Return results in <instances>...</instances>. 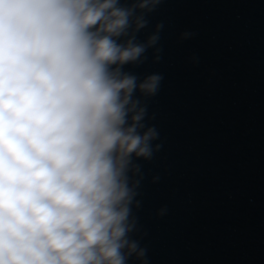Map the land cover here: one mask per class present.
Returning a JSON list of instances; mask_svg holds the SVG:
<instances>
[{"label": "clouds", "instance_id": "obj_1", "mask_svg": "<svg viewBox=\"0 0 264 264\" xmlns=\"http://www.w3.org/2000/svg\"><path fill=\"white\" fill-rule=\"evenodd\" d=\"M162 2L0 0V264H148L135 161L163 75L123 66L161 59Z\"/></svg>", "mask_w": 264, "mask_h": 264}, {"label": "water", "instance_id": "obj_2", "mask_svg": "<svg viewBox=\"0 0 264 264\" xmlns=\"http://www.w3.org/2000/svg\"><path fill=\"white\" fill-rule=\"evenodd\" d=\"M161 21V59L123 66L163 75L141 97L161 147L135 161L132 238L148 264H264V0H163Z\"/></svg>", "mask_w": 264, "mask_h": 264}]
</instances>
